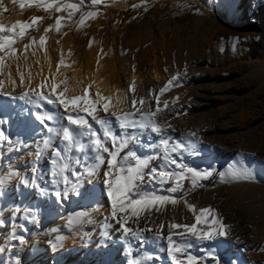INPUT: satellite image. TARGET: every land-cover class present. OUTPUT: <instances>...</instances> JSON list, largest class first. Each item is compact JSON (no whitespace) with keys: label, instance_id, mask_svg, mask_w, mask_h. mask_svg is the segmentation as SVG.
I'll return each instance as SVG.
<instances>
[{"label":"rangeland","instance_id":"obj_1","mask_svg":"<svg viewBox=\"0 0 264 264\" xmlns=\"http://www.w3.org/2000/svg\"><path fill=\"white\" fill-rule=\"evenodd\" d=\"M250 2L102 0L97 5L84 0L82 11H98L97 18L89 19L82 26L78 23L81 13H76L71 21L63 20L57 31L55 21L60 16L67 17L66 12L45 11L46 4L37 7L27 2L21 9L14 0H0L3 16L18 10L23 16L18 22L32 24L33 17L39 18L25 37L17 38L14 47L18 59L5 62L19 61L23 55L32 62L38 56H53L56 46H67L81 64L96 51L94 55L109 65L106 55L99 56L100 47L113 42L112 51L119 68L128 74L138 73L145 81L141 86H131L132 100L143 99L147 102L143 108L155 111L159 99L161 112L156 121L164 128L163 136L169 138L170 143L181 142L185 146L201 138L202 147L206 148L198 156L180 152L174 153L172 159L185 168L211 171V175L198 180L195 187L191 178L184 180L183 189L174 193L169 191L174 186L173 181L161 183L158 178L153 180L146 176L139 183L141 192L173 197L178 203L167 204L160 211L144 212L138 222L130 213H120L114 218L104 184L106 165L95 167L97 175L103 174V180L94 186L89 183V172L97 162L95 153L90 151L87 134H80V129L67 123L62 107L33 95V90L47 94L51 88L46 92L28 85L25 92L29 97L21 98L22 91L6 94L2 85L0 113L2 109L10 113L0 114V134L8 138H0V181H3L0 183V264H62L56 258L65 248L63 240L68 226L65 220L84 207L81 202L85 194L93 191L91 188L104 193L102 199L110 207V216L106 218L98 211L93 218L95 221L85 227L100 236L105 245L116 244L115 254L107 261L109 264H131L134 258L143 257H151L146 264H172L167 254V236L171 231L173 240L178 242H183L185 237L176 234L183 232V228L170 230L169 225L196 224L201 209H210L211 215L206 218L209 223L202 221L197 225L198 231L218 227L210 222L219 218L227 226L228 234L202 241L186 234L192 245L187 254L197 257L200 264H264V0H259L257 5ZM126 3H129L127 8L117 9L116 5ZM1 16L0 23L6 27L18 23L9 24ZM41 38H44L43 46ZM33 55L35 57L31 58ZM55 75H46L44 83L49 84ZM173 77L178 80L169 85ZM120 78L125 80L124 75ZM2 79L0 72V81ZM16 84L13 80L12 89ZM162 88L167 90L161 93ZM62 90L58 88L57 94ZM82 94L83 91L78 90L65 96ZM45 113L53 117L47 121V126L35 119L37 114ZM80 115L103 139L102 128L96 120L84 112ZM95 115L110 121L108 126L113 133L138 138L139 143H131L125 151H134L141 158L156 157V162L150 163L146 171L153 167L180 171L175 165L164 163L158 143L161 137L150 129L124 132L112 115H105L102 110ZM136 118L139 119V114ZM48 127L53 129L51 133ZM64 127L84 145V153L66 148L62 139ZM189 133L195 135L189 136ZM45 141L49 142L48 146ZM104 142L111 147L110 141ZM55 151L62 154V159L54 165ZM61 164H67L68 170L54 175ZM230 166L247 169L253 179H232L228 175ZM14 169L17 178L13 177ZM221 174H225L223 180ZM65 176L67 184L63 182ZM40 192L45 199L52 197L35 210L29 203L30 197ZM58 192L60 200L53 198ZM93 199L90 207L96 205ZM188 205L194 206L195 212ZM124 215H129L126 226L136 235L122 234L123 221L117 223V220ZM157 229H161L164 238L156 239ZM138 236L145 237L146 241L141 243ZM21 239L25 241L23 244ZM120 257L123 260L119 261ZM63 264L85 263L81 258L69 257Z\"/></svg>","mask_w":264,"mask_h":264},{"label":"snow or ice","instance_id":"obj_2","mask_svg":"<svg viewBox=\"0 0 264 264\" xmlns=\"http://www.w3.org/2000/svg\"><path fill=\"white\" fill-rule=\"evenodd\" d=\"M14 2L19 3L21 9L24 8L25 3L29 5L35 4L37 7H40L42 4H46L44 8L45 11L52 9L57 13L66 12L67 17L60 16L55 21L56 30L59 31L62 27V21L67 19L72 20L73 16L76 13H81L78 23L80 25H85L86 21L89 19H95L99 15L98 11H87L83 12L82 7L84 0H76V2H63V0H14ZM93 4H101L102 0H91ZM133 7H136L135 5ZM39 18L33 17L32 24L26 22H18L13 24L11 27H6L3 23H0V71L5 67L6 59L18 58L16 57L17 49L14 45L17 43V38L25 37L33 25L37 22ZM50 30V29H49ZM47 31V30H46ZM44 38H41L40 45L43 46ZM25 47H28L27 45ZM178 77H173L172 80L168 82L169 85H172L174 81H177ZM21 85L24 83L23 75L21 74ZM3 85V81H0V86ZM45 87V85H41ZM51 91L45 94L44 92H35L33 90V95H36L38 100H44L48 104H56L58 107H62L65 114L66 120L69 125H73L76 128L81 130L80 134H87L88 138L91 141L90 151L95 153L96 165L92 170H90L89 175H96L95 167L105 166L107 171L104 172V184L107 188V197L111 202L112 216L114 218L118 217L120 213H130L131 217H135L136 221H139V218L144 212H151L153 209L160 211L165 205L172 204L175 205L178 201L169 196L156 195L154 193H143L139 190V183L143 182L147 176L150 179H159L161 183H168L169 181L174 182V186L169 188L170 192H176L183 189V181L191 178L193 186H197V182L200 179L207 178L211 175V171L205 170L203 172L198 171L192 168H185L183 165L178 164L176 160L172 159L174 153H180L182 151H188L195 148V144L189 142L185 146L181 142L170 143L169 138L163 136L164 128L159 125L156 121V117L160 114L161 109L159 107L160 101L157 99V108L155 111L151 109L145 110L143 105L147 102L143 99L137 101L132 100V108L126 109L121 108L117 112H112L111 115L115 117L116 122L119 124L121 130L127 131L129 129H141V130H151L152 133L160 136L159 148L162 152V159L164 163L175 165L180 169L178 172H170L162 169H157L155 167L151 168L150 171L149 165L152 158H141L137 155L136 152L128 150L131 143H139L137 137L125 136L121 137L116 133H113L111 128L108 126L110 121H106L102 118H98L95 113L98 110H102L105 113L109 112V97L101 96L97 93V98L90 99L89 91L87 88L83 90L82 95L66 97L65 93L68 91L67 86L64 87L62 91L57 94V88L59 84L52 82L50 84ZM90 87V86H89ZM131 90V89H130ZM167 88L160 89V92L163 93ZM29 97V93H23L21 98ZM54 97V98H53ZM137 104L140 106L138 107ZM165 107H167V102H164ZM98 106H101L98 108ZM39 108V105H37ZM84 112L89 116H92L94 120L101 126L103 131V139L98 136V133L91 130V125L85 120L80 113ZM75 113V115H74ZM139 114V119L136 118ZM35 119L40 122V124L47 126V121L53 119L50 114H37ZM48 132L51 133L53 129L48 127ZM195 133H189V136H194ZM0 138L7 140L8 138L0 134ZM62 139L66 142L67 149H74L76 152L84 153L85 147L83 144L78 143L77 136L73 134L69 128L64 127L62 129ZM104 141H110L111 147L105 144ZM46 146L49 145L48 141L44 142ZM122 153H125L122 155ZM39 155V152L37 153ZM53 155L57 158L53 160V164H57L60 159H62V154L59 151L53 152ZM68 170L67 164H61L59 166V172L54 173V175H62ZM190 174V177H189ZM225 174H221L222 180L224 179ZM228 175L232 179H244L251 180L253 179L251 173L247 169L237 168L235 166H230ZM111 177V179H109ZM65 184L68 183L67 177L63 178ZM3 183V181H0ZM67 192V189H65ZM57 196H60V193H57ZM189 209L195 212L194 206L188 205ZM211 215L210 209H201L199 210V215L196 216V224L192 225H180L177 223H172L169 225V229H181L183 232L176 233L177 235L184 236L185 240L183 242H178L173 240L171 231L167 236V254L171 259L172 264H200L197 257L187 254V250L192 247L191 243L188 241L186 234L190 235L197 241H202L205 239H214L216 236H227L228 232L226 231L227 226L223 224L222 220L219 218L213 219L210 223L212 225H217L218 227L211 228L208 231H198L197 225L202 221L209 223L207 221V216ZM129 215H124L117 220V223H121L122 234L128 236L129 234L136 235V232L127 227V221ZM163 226H161V229ZM161 229L156 230V239L164 238L161 234ZM145 231H153L152 229H146ZM62 239V238H61ZM137 239L141 243L146 241L145 237L138 236ZM25 241L20 240V243L23 244ZM55 247V245H54ZM151 259V257L143 258H134L131 261V264H146V261ZM215 260L216 258L213 257Z\"/></svg>","mask_w":264,"mask_h":264},{"label":"bare ground","instance_id":"obj_3","mask_svg":"<svg viewBox=\"0 0 264 264\" xmlns=\"http://www.w3.org/2000/svg\"><path fill=\"white\" fill-rule=\"evenodd\" d=\"M251 2L253 5H257L259 3V0H251ZM128 4L129 3L116 5V6L117 9H120L121 7L127 8ZM0 15H2L1 16L2 20L9 24L18 22L19 19L23 17L20 11L18 12V10L12 12V15L9 16H3L2 11L0 10ZM112 44L105 43L101 45L100 53H99V56L100 54L104 56L106 55L110 59L109 65L104 64L101 58H98V56L94 55L96 51L93 53V55L88 56L87 62L85 64L84 63L81 64L79 62V59L75 55L74 51L67 46H56L54 48L55 52L53 53V56H43V55L38 56L32 62H30V59L24 55L23 57L21 56V58H19V61L16 60L12 62L10 61L5 62V67L3 68L2 71H0L3 75L2 81L4 87L2 86L3 87L2 89H4L3 91H5L6 94L8 93L12 94L15 91L16 92L22 91L24 93L25 90H27L28 85H31L39 90H45L46 92H48V90H50L51 88L50 84L52 82H56L57 84H59L58 88L60 89L62 88L64 89V87L67 86L68 91L66 93L69 92L73 93L78 90L83 91L85 88H87L89 91L90 99L97 98V93H99L101 96L110 98V101H108L110 105L109 112L105 113V115H109V114L111 115L112 112H117V114H120L119 110L121 108L131 109V105H132V95L130 93L131 86L134 84H140L141 86L145 81L143 76H141L140 74L135 72L128 74L125 73L122 68H119L117 63V58L115 55H113ZM35 55H33V57L31 58H34ZM49 73H53V74L55 73L56 75L52 78L49 84H45L46 82L44 83L43 78L46 75H49ZM21 74L23 75L24 78L23 85H21L20 83ZM121 75L125 76V80L120 78ZM13 80L17 81V84L15 85V89H12L13 85H11ZM41 85H45V87H41ZM8 113L10 112H6V111L3 112L2 109V113L0 114L8 115ZM193 144H195L194 149L188 151H182L181 153L185 155L189 153L191 154L193 153L194 155L197 154L198 156L200 153L206 151V148L202 147L201 138L197 139L195 142H193ZM155 160L157 159H152L151 163L154 164L156 162ZM13 177L14 178L18 177L17 171L15 169L13 170ZM102 178H104L102 173L101 175L96 174V176L91 175L89 183L90 185L94 186V184L96 185L101 180H103ZM88 179L89 178H87V180ZM91 189H93V191L91 190L92 192L90 191L87 194H85L86 198L81 202L82 205L84 203V207L82 209H78V211H76L73 215H71V217L65 220L67 222L66 224L68 225L65 230V238L63 240V244L65 248L62 251V253L56 258L62 264L69 257L81 258L84 260L85 264H109L108 262L112 259L113 255L116 252V249L114 247L116 244L105 245V243H103L104 240L100 238V236L93 234L95 232L91 233L90 231L86 230L85 225L87 223L95 221L93 220V218L97 217V213L99 212L101 214L103 213L104 214L103 216H106V218L110 216V207H108V205H105L102 199L104 193L101 190H98L97 188H91ZM51 197L52 196H50V198ZM50 198L47 197V199ZM53 198H57V200H60V197L57 195L56 197ZM47 199H45V196L40 192L38 195L31 196L29 203L33 208H35V210H38L42 206V204L47 201ZM92 199L93 201H95L96 204V205L93 204L94 207H90L91 205H89ZM109 222H111V220ZM121 260H123V257H120L119 261Z\"/></svg>","mask_w":264,"mask_h":264}]
</instances>
